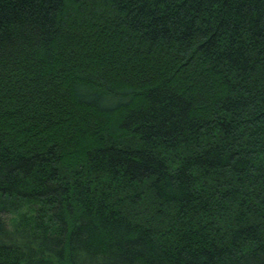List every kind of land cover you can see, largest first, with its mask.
Segmentation results:
<instances>
[{
	"label": "trees",
	"instance_id": "16d2710c",
	"mask_svg": "<svg viewBox=\"0 0 264 264\" xmlns=\"http://www.w3.org/2000/svg\"><path fill=\"white\" fill-rule=\"evenodd\" d=\"M0 264H264V0H0Z\"/></svg>",
	"mask_w": 264,
	"mask_h": 264
}]
</instances>
